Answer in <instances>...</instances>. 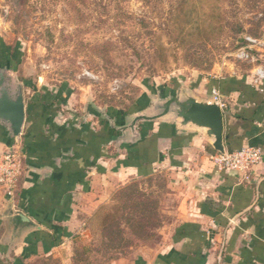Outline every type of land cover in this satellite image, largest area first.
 Instances as JSON below:
<instances>
[{
  "label": "rangeland",
  "instance_id": "rangeland-1",
  "mask_svg": "<svg viewBox=\"0 0 264 264\" xmlns=\"http://www.w3.org/2000/svg\"><path fill=\"white\" fill-rule=\"evenodd\" d=\"M7 59L29 107L58 100L59 111L108 126L99 110L122 122L152 97L190 89L207 99L213 80L264 79V0H0ZM164 171L113 185L68 246L26 264H108L158 245L180 195ZM114 219L121 233L112 240L104 226Z\"/></svg>",
  "mask_w": 264,
  "mask_h": 264
},
{
  "label": "crops",
  "instance_id": "crops-1",
  "mask_svg": "<svg viewBox=\"0 0 264 264\" xmlns=\"http://www.w3.org/2000/svg\"><path fill=\"white\" fill-rule=\"evenodd\" d=\"M2 66L9 67L13 91L21 85L26 116L18 140L0 123V149L14 147L23 160L14 199L0 190V264H26L60 251L80 217L90 215L113 185L158 170L176 183L177 220L163 227L168 234L158 245L108 264H264V79L231 75L205 88L209 95L218 88L222 97L225 150H262L261 161L242 172L218 169L211 159L217 151L203 131L179 133L172 123L142 122L140 138L130 142L117 140L120 132L91 113L59 111L58 100L29 107L10 60H0Z\"/></svg>",
  "mask_w": 264,
  "mask_h": 264
},
{
  "label": "water",
  "instance_id": "water-1",
  "mask_svg": "<svg viewBox=\"0 0 264 264\" xmlns=\"http://www.w3.org/2000/svg\"><path fill=\"white\" fill-rule=\"evenodd\" d=\"M7 69V66L0 67V123L7 129L8 135L18 140L25 121L26 105L21 85L13 91L10 80L5 75ZM99 112L112 129L120 132L117 140L134 142L140 138L136 129L139 123L160 121L172 123L179 133L203 131L216 151H225L220 106L212 98H201L190 89L173 95L152 97L143 109L125 115L119 124L107 113L102 110Z\"/></svg>",
  "mask_w": 264,
  "mask_h": 264
},
{
  "label": "built area",
  "instance_id": "built-area-1",
  "mask_svg": "<svg viewBox=\"0 0 264 264\" xmlns=\"http://www.w3.org/2000/svg\"><path fill=\"white\" fill-rule=\"evenodd\" d=\"M259 77L262 73L259 72ZM211 97L219 106L222 97L216 88L211 90ZM211 159L220 170L246 171L262 159V150L258 146H248L240 149L216 152ZM23 172V160L19 150L14 147L0 149V190L4 196L12 201L16 196L20 177ZM12 203V202H11Z\"/></svg>",
  "mask_w": 264,
  "mask_h": 264
},
{
  "label": "trees",
  "instance_id": "trees-1",
  "mask_svg": "<svg viewBox=\"0 0 264 264\" xmlns=\"http://www.w3.org/2000/svg\"><path fill=\"white\" fill-rule=\"evenodd\" d=\"M226 79H222L221 80V83L225 82ZM218 81L216 80H213L211 81V84H216ZM215 86V85H214ZM218 89V88H217ZM129 205V204H128ZM139 205H137V208H135V210H139L140 211V214L137 215L136 217H141L143 216V214L147 213V210H146V206H142V208L140 209L139 208ZM127 207L129 206H124V209L123 210H126ZM128 220L131 222L132 221V218L129 217ZM133 223V221H132ZM131 223V224H132ZM137 227V226H136ZM105 230H106V233L108 234V236L112 239V240H115V237L116 235H119L121 233V230H120V226H119V222L117 219H114L112 220L110 223H106L105 226H104ZM138 231H141L142 229L137 227Z\"/></svg>",
  "mask_w": 264,
  "mask_h": 264
}]
</instances>
